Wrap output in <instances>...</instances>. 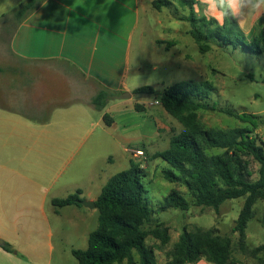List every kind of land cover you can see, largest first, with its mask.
Instances as JSON below:
<instances>
[{
    "label": "crops",
    "instance_id": "crops-1",
    "mask_svg": "<svg viewBox=\"0 0 264 264\" xmlns=\"http://www.w3.org/2000/svg\"><path fill=\"white\" fill-rule=\"evenodd\" d=\"M26 1L0 0V238L15 251L0 245V264H53L56 233L69 232L88 247L98 212L56 211L57 178L69 173L81 198L96 202L116 175L97 162L130 168L131 152L149 156L148 146L169 127L161 104L149 107L152 99L133 94L136 38L155 0H44L23 21L1 24ZM160 40L155 44L169 43ZM102 90L122 96L98 111L93 100ZM105 114L114 120L110 127ZM136 141L141 145L131 148Z\"/></svg>",
    "mask_w": 264,
    "mask_h": 264
},
{
    "label": "trees",
    "instance_id": "trees-1",
    "mask_svg": "<svg viewBox=\"0 0 264 264\" xmlns=\"http://www.w3.org/2000/svg\"><path fill=\"white\" fill-rule=\"evenodd\" d=\"M43 1L27 0L12 15L21 22ZM173 1L190 10L187 17L191 26L190 35L201 51L206 52L211 48V37L222 44L233 42L230 24L235 23L236 19L225 17L223 24L209 20L194 9L197 0H155L153 8L157 11L170 8ZM250 38L256 42L262 41L264 30ZM207 88L214 90L210 84ZM133 94L136 98L149 97L159 101L164 110L184 126L180 135L171 138L167 150L152 156V160L162 159L170 166L163 171L167 181L182 183L195 205L216 211L227 201L245 198L233 229L239 235L240 247L245 249L246 231L254 218V206L259 200L264 201V141L259 144V135L253 136L248 127L205 129L199 119V111H215L217 107L207 102V90H200L192 83H177L163 92L152 86H144ZM120 96L121 92L102 90L94 98L93 105L98 111H103L112 98ZM135 108L144 111L140 104H136ZM226 112L243 121L249 118L231 110ZM104 122L110 127L114 120L105 114ZM251 157L260 165L257 180H253L250 169ZM130 164L128 170L114 175L106 183L95 202L99 212L98 226L90 234L88 248L72 251L79 264H158L155 250L147 244V238L151 235L161 245H167L170 242L169 229L164 224H157L149 230L146 226L156 213L169 209L186 212L190 209L191 202L177 190L164 198L158 210L153 209L146 197L144 169L133 160ZM81 194V190H78L66 198L54 199L53 206L56 211L68 206L83 207L80 204L83 200ZM3 247L8 252L14 251L7 242ZM231 251V240L215 230H185L174 247L169 264H197L201 260L209 264H235L231 262ZM261 253H264V245L251 251L254 257ZM136 254L139 260H136Z\"/></svg>",
    "mask_w": 264,
    "mask_h": 264
},
{
    "label": "rangeland",
    "instance_id": "rangeland-1",
    "mask_svg": "<svg viewBox=\"0 0 264 264\" xmlns=\"http://www.w3.org/2000/svg\"><path fill=\"white\" fill-rule=\"evenodd\" d=\"M189 15L190 10L180 6L176 1L161 13L149 7L142 15V25L135 44V67L138 70L134 75L136 78L134 88L152 86L163 92L177 83H192L200 90H207L209 93L207 102L217 107L215 111H199V119L205 129L229 130L248 127L253 136L259 135L260 144L264 141V39L256 42L250 37H256L264 30V12L246 16L238 21L239 25L231 22L233 42L227 41V44H222L211 37L209 42L211 48L206 52L200 50L190 35L191 26L187 21ZM212 20L219 24L223 23V19ZM4 22L12 25L16 20L9 14L1 24ZM176 30L177 33L173 32ZM162 38L169 41L166 47L156 45L162 43L160 40ZM0 66H3L2 63ZM208 84L212 85L213 91L207 88ZM228 110L249 118L243 121L229 115L226 112ZM162 111L165 118L164 121L161 117L162 124L165 123L169 127L168 134H164L163 139L153 146H148L149 156L145 154L136 158L135 162L139 163L146 173V197L153 209L158 210L164 198L173 190L180 191L191 202V207L186 212L169 209L166 212L156 213L146 226L149 230L157 224H164L169 229L170 242L167 245H161L160 241L151 235L147 238V244L155 250L158 264H169L171 254L182 233L185 230L196 229L215 230L217 234L229 238L232 242V263L264 264V253L257 257L251 255L252 250L264 245V201L259 200L254 206V218L248 224L247 240L243 249L239 244V235L233 229L244 206L245 198L227 201L219 211H216L213 208L195 205L182 183H171L164 178L163 171L170 166L162 159L152 160V156L155 152L168 149L171 138L180 135L184 131V126L164 108ZM140 142H134L131 148L139 147ZM23 144L25 149H29L31 145L28 142ZM249 163L253 180H257L260 165L252 157L249 158ZM97 166L104 168V171L107 169L109 175L129 168L119 163L107 168L101 161L97 162ZM55 184L57 198H66L77 192L78 183L69 176V173L57 178ZM82 186L85 188L86 185L82 183ZM98 217L99 213L96 212V216L90 219V232L97 228ZM52 222L58 226L60 224L65 226L64 220ZM68 233L60 230L55 235L54 243L57 249L53 264H79L72 255L71 249L73 246L79 250L88 248L81 245L80 240H76L74 235H67ZM136 260H139L137 254ZM197 264L209 263L201 260Z\"/></svg>",
    "mask_w": 264,
    "mask_h": 264
},
{
    "label": "clouds",
    "instance_id": "clouds-1",
    "mask_svg": "<svg viewBox=\"0 0 264 264\" xmlns=\"http://www.w3.org/2000/svg\"><path fill=\"white\" fill-rule=\"evenodd\" d=\"M193 7L198 14L209 20L220 21L225 17H231L240 22L253 13L264 12V0H199Z\"/></svg>",
    "mask_w": 264,
    "mask_h": 264
},
{
    "label": "built area",
    "instance_id": "built-area-1",
    "mask_svg": "<svg viewBox=\"0 0 264 264\" xmlns=\"http://www.w3.org/2000/svg\"><path fill=\"white\" fill-rule=\"evenodd\" d=\"M148 106H154V105H160V102L157 100H153L151 102L146 103ZM131 154L134 156V158H140L145 155V152L143 150H135L132 151Z\"/></svg>",
    "mask_w": 264,
    "mask_h": 264
},
{
    "label": "water",
    "instance_id": "water-1",
    "mask_svg": "<svg viewBox=\"0 0 264 264\" xmlns=\"http://www.w3.org/2000/svg\"><path fill=\"white\" fill-rule=\"evenodd\" d=\"M80 204L88 209H96V203L95 202H90L86 200H82ZM0 245H4V241L0 238Z\"/></svg>",
    "mask_w": 264,
    "mask_h": 264
}]
</instances>
